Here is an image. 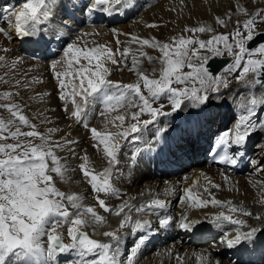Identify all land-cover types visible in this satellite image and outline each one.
<instances>
[{
	"label": "snow or ice",
	"instance_id": "obj_1",
	"mask_svg": "<svg viewBox=\"0 0 264 264\" xmlns=\"http://www.w3.org/2000/svg\"><path fill=\"white\" fill-rule=\"evenodd\" d=\"M250 3L256 5L255 12L235 0L224 19L214 16L221 27L233 24L230 32L217 33L210 24L199 23L186 25L181 34L167 41L122 33L129 37L122 51L119 39L115 51L107 44L89 46L83 37L99 32H84L80 26L97 14L130 15L137 0H23L18 5H0V36L34 45L33 55L49 62L64 118L90 133L92 148H102L109 165L96 172L87 152L81 155L76 151L79 141L71 138V132L59 126L40 130L54 125L48 112L55 108L41 107L31 116L26 113L31 103L45 105V98L52 96L36 91L35 85L43 83L42 79L24 73L9 80L7 71L0 76V82L11 83L15 89L0 91V264H139L141 248L154 234L152 222L144 217L155 216L159 230L198 231L204 221L190 220L187 209H207L209 205L222 209L204 216L221 233L213 249L217 257L205 250L196 256L198 264H222L219 255L226 254L222 250H232L235 256L264 245V214H254L230 200L221 201L207 186L198 189L196 181L182 190L178 202L185 211L178 219L162 214L167 213L169 201L151 192H141L139 204L126 200L112 207L106 203L108 197L121 196L112 179L124 143L135 145L129 161L133 166L145 155L165 165L179 160L199 144L205 129L215 122L213 110L222 106L219 102L231 91L228 77L233 74L238 73L235 79L245 91L233 92L224 105H230L233 122L213 137V162L237 166L249 140L264 136V41L258 39L264 36V0ZM145 27L160 25L148 23ZM203 33L212 35L200 39L197 34ZM252 42L255 48L249 47ZM145 49L159 55H149ZM225 55L232 62L214 74L209 61ZM5 61L0 55V67L7 66ZM145 62L152 65L150 72L143 67ZM20 63V57L11 61L14 74ZM125 70L136 76L134 82L112 79L114 72ZM29 90L35 94L25 99L21 92ZM96 117L103 119L102 129L90 126ZM256 147L264 151V144ZM69 159L81 162L70 167ZM248 163L264 171V161ZM77 171L90 187L95 206L85 204L83 193L65 192L58 186L68 184ZM145 195L151 198L144 200ZM165 195H174V189H166ZM258 202L264 205V193ZM98 209L119 217L117 226L111 227ZM130 236L135 240L122 252ZM176 260L183 264L179 254ZM229 264L238 262L229 258Z\"/></svg>",
	"mask_w": 264,
	"mask_h": 264
},
{
	"label": "bare ground",
	"instance_id": "obj_2",
	"mask_svg": "<svg viewBox=\"0 0 264 264\" xmlns=\"http://www.w3.org/2000/svg\"><path fill=\"white\" fill-rule=\"evenodd\" d=\"M4 0H0V5L3 4ZM9 2L20 4L23 0H9ZM258 3L261 0H257ZM235 0H184L183 6L181 0H137V6L134 13L130 15H115L112 17L104 14H97L92 17L95 23L90 26H82L81 30L84 32H92L94 29L99 32V35L84 36L83 40L86 41L89 46L95 44H107L116 50V39H119L122 43L120 46L121 51L127 46L129 37H126L122 33H131L141 37L155 36L158 40L167 41L171 36L179 35L182 33L183 28L187 26H198L199 23L210 24L216 29L217 33H227L232 31L234 25L229 24L227 28L221 27L214 21V16H219L224 19V13L233 7ZM241 3L248 6L249 10L255 11L256 5L250 3V0H241ZM18 5V4H17ZM175 9L172 11L171 9ZM181 8L183 10L181 11ZM148 23H156L160 27L155 29L146 28L145 25ZM0 26H3V21H0ZM115 29L120 35L110 31ZM188 33H184L187 35ZM190 34V33H189ZM191 35V34H190ZM200 39L207 40L210 38L209 33L197 34ZM14 40V39H13ZM13 40H7L0 36V55L6 57V67H0V76H3L7 71L9 76L7 79L11 80L15 76L18 78L24 73L28 74V77H36L42 79L43 83L35 85V89L38 92L52 93V96L46 97L45 105H38L31 103L30 107L26 109V113L34 115L38 108L47 107L49 109L55 108V112H48L50 118L53 119L54 125H46L41 127V131L45 127L59 126L65 131L71 132V138L78 140L79 144L75 146L76 151L83 154L87 152L91 161V166L96 172H101L107 168L108 162L103 154L102 148L97 151L92 148L90 139V133L83 127L77 126L75 123L68 121L64 118V114L60 109V101L55 95L56 89L54 87V81L51 76V69L48 67V61L36 60L31 52L34 51V45L24 43L20 40H14V47L12 48L11 42ZM231 40V39H230ZM3 47L8 49V52L3 51ZM55 47V46H53ZM133 49L136 45L132 46ZM149 55L157 56L159 53L153 49H145ZM22 58V63L17 66L15 74L10 68L11 61L15 58ZM143 67L147 71H151L152 65L145 62ZM222 72V71H221ZM219 72L218 74H220ZM229 76L231 80L230 89L227 92L224 101L219 103L222 105L217 107L219 112L214 113L216 116L215 122L205 129L206 135L210 133L211 129H217L218 127H224L226 120L231 116L230 105H226L229 97H232V93L237 94L244 92L245 89L239 84L235 77ZM112 79L121 80L123 82H134L136 76L127 70L123 72H114ZM15 90L12 89L11 83L4 84L0 82V91ZM21 94L27 99L28 96L34 95L32 91H22ZM146 94V93H145ZM216 104V101H213ZM222 113V117L219 114ZM230 117V118H231ZM146 118V117H145ZM233 122V121H232ZM72 124L69 128L68 125ZM90 126L97 127L98 129L103 128V119L96 117L90 121ZM231 126V125H230ZM151 127V126H150ZM261 140L257 143L264 144V136L260 137ZM139 143V142H138ZM201 146H204V140L201 139L197 144V150L200 151ZM250 148V147H249ZM193 149V148H191ZM135 151V145L128 142L124 143L122 151L118 154L119 163L113 168V179L112 183L114 186L121 191V196L108 197L106 203L110 206L115 207L120 205L123 201H131L134 204L141 202L140 193H154L158 198L169 201L167 213L171 214L177 219L179 215L185 211V206L180 204L179 197L183 194V189L190 187L193 181L197 182V188L202 189L207 186L209 191L217 199L221 201H232L233 204L241 205L255 213L264 214V205L258 201L262 198L264 193V171H257L259 165L248 164L247 168L241 173H231L230 169L220 168L219 166L212 165L208 166L201 163V165L193 166L191 168L184 167V169L173 176H159L154 173L156 162L155 159L149 158L145 155V158L135 163L133 166L130 161V154ZM129 153V154H128ZM246 154L251 160L264 161V151L260 148L252 147L246 150ZM250 160V161H251ZM81 161L76 159H69L68 165L70 167H76ZM225 176L228 180H225ZM79 181V182H78ZM211 181L213 184L220 185L219 189L212 188L209 184ZM62 191L65 192H78L83 193L87 198L84 201L85 204L95 206V201L92 199L90 187L84 183L81 179L79 172L71 174V180L68 184H58ZM168 188L174 189V195H165V190ZM132 197H136L132 200ZM102 198L103 194H102ZM149 195L143 197L144 200L150 199ZM203 198H208L207 194ZM222 209L213 208L211 205L207 209H187L189 219H200L204 221L201 225H198V231L186 232L181 229H170V230H159L157 228V218L149 215L144 217L149 219L153 225L154 234L149 235V239L144 246H142L139 253V264H177L176 255L179 254L183 257V264H198L196 256L205 252V250L212 252L213 257H217V253L213 250L215 248V241L219 239L221 233L215 225L204 220L205 213L211 217L212 214H216ZM98 211L105 215L108 219V224L111 227H116L119 221V217L104 213L103 210ZM244 218V217H241ZM249 223L255 224V221L250 218ZM232 227V226H227ZM107 229H101V231ZM205 233L207 235L205 236ZM97 239H104L103 237H93ZM135 237H128L125 245L121 249L122 252L130 248ZM65 242H68L67 240ZM151 250L150 254H145ZM226 251V254L219 255L222 264H229V258L233 261H237L238 264H264V245L254 246L249 252H244L242 255H233L232 250H222V253ZM144 253V254H143ZM203 264V262H200Z\"/></svg>",
	"mask_w": 264,
	"mask_h": 264
},
{
	"label": "water",
	"instance_id": "obj_3",
	"mask_svg": "<svg viewBox=\"0 0 264 264\" xmlns=\"http://www.w3.org/2000/svg\"><path fill=\"white\" fill-rule=\"evenodd\" d=\"M264 36L260 38V40H263ZM254 43H250L249 47H251ZM228 62V58L225 57H214L212 60L209 61L210 70L213 71L215 74L221 67H223Z\"/></svg>",
	"mask_w": 264,
	"mask_h": 264
},
{
	"label": "rangeland",
	"instance_id": "obj_4",
	"mask_svg": "<svg viewBox=\"0 0 264 264\" xmlns=\"http://www.w3.org/2000/svg\"><path fill=\"white\" fill-rule=\"evenodd\" d=\"M6 3V2H5ZM252 12H255V11H252ZM186 34V33H185ZM187 35H190L189 33L187 34ZM230 39H231V37H230ZM12 43V42H11ZM12 47H14V43H12ZM257 45H255L253 48H255ZM4 48H6V47H3V49ZM224 57H228L227 55H225ZM232 62V58L230 57V62L229 63H231ZM223 69V68H222ZM222 69L219 71V72H221L222 71ZM185 71H187V69H185ZM236 75H238V73H236V74H233V75H231V77H235ZM230 77V78H231ZM145 118V117H144ZM231 120H232V117H231ZM260 137H262V136H260ZM260 137H258L257 139H256V142H255V144H253V147L255 146V145H257V143L261 140V138ZM252 150V149H251ZM151 253V250L150 251H148V252H145V254H150ZM144 254V253H143Z\"/></svg>",
	"mask_w": 264,
	"mask_h": 264
}]
</instances>
